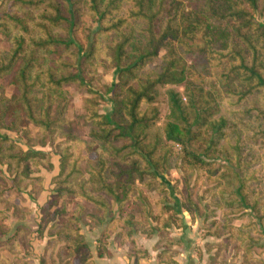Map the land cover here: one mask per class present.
<instances>
[{
    "label": "trees",
    "instance_id": "trees-1",
    "mask_svg": "<svg viewBox=\"0 0 264 264\" xmlns=\"http://www.w3.org/2000/svg\"><path fill=\"white\" fill-rule=\"evenodd\" d=\"M263 15L264 0H0V34L9 44L0 53V77L13 72L16 87L11 97L0 92V129L20 132L25 139L22 148L0 134V164L12 176L15 194L31 193L37 180L32 173L54 169L51 154L35 146L54 145L58 171L51 179L53 197L42 208L41 221L51 223L50 242L61 244L57 253L66 252L63 264H95L78 228L81 203L71 215L61 205L50 220L46 217L63 196L101 211L97 225L106 228L96 244L98 257L105 253L101 240L109 237L105 231H114L113 225L119 224L118 242H127L134 232L158 233V246L166 245L159 263L177 264L170 248L181 239L168 238L166 230H185L179 215L199 211L188 190L189 175L192 169L212 166L214 133L225 121L209 118L219 112L222 101L240 126L234 129V145H228L232 154L225 157L237 184L235 193L243 207L259 212L257 198L249 202L245 190L252 175L247 169L260 160L247 155L239 130L250 133L249 141L264 144V24L258 19ZM84 18L94 26L85 27ZM175 43L201 55L208 72L218 74L216 81H207L209 90L188 81ZM162 49L166 55L160 70H145ZM97 66L114 69L117 81L110 86L99 82ZM178 85L185 87L187 105L178 92L167 90V120L162 132L152 134L159 119V88ZM70 86L88 96L83 121L98 145L89 152L66 117ZM106 96L112 108L101 113L99 101ZM30 126L37 130L35 137L30 136ZM173 145L181 151L174 164ZM172 165L185 172L182 184L188 193L182 198L177 196L181 190L165 178ZM143 189L155 191L158 199L156 214L149 212L141 222L126 209L140 202L145 214ZM0 199L13 204V214L23 211L1 190ZM148 216L156 223H149ZM28 232L23 224L16 225L7 242L14 247L27 244ZM130 245L136 256H146L133 242Z\"/></svg>",
    "mask_w": 264,
    "mask_h": 264
},
{
    "label": "rangeland",
    "instance_id": "rangeland-1",
    "mask_svg": "<svg viewBox=\"0 0 264 264\" xmlns=\"http://www.w3.org/2000/svg\"><path fill=\"white\" fill-rule=\"evenodd\" d=\"M258 19L264 24V15ZM84 26L92 27L94 24L88 18H84ZM82 35L83 33L81 32L80 36L82 37ZM174 45L177 47L179 54L187 66L188 81L195 87H202L205 90H209L207 81H216L218 74L208 72V69L204 65V58L201 55L186 50L181 43H175ZM8 48L9 44L6 38L0 34V53L6 51ZM165 55L166 51L164 49L160 50L158 57L149 61L145 70H160ZM95 71L98 75L97 80L102 84L110 86L117 81L114 69L97 66L95 67ZM13 74L11 72L0 77V92L2 91L7 97H11L16 93ZM219 83L220 81H218ZM184 88V85L159 88V94L156 99V106L159 109V119L151 130L152 134L162 132L167 120L169 113L167 90L172 89L178 92L182 104L186 106L187 98L185 97ZM67 93L68 108L66 117L71 122L74 134L86 143L84 150L89 152V148H96L98 145L89 136L90 128L83 121L85 99L88 96L77 92L73 86L67 88ZM111 108L112 104L107 96L99 101V110L101 113H106ZM230 109L222 101L218 106L219 112L209 118V120L215 122L220 119L225 121L220 132L214 133L217 146L214 154L215 157L211 161L212 166L204 167L201 170L192 169L189 175L190 184L188 190H191L190 195L193 201L199 203V211H194L193 213L184 211L179 215V218H183L186 224L185 230L175 227H170L166 230L168 238L172 240L181 239V243L173 244L170 248L171 258L177 264L183 263L187 255L192 256L193 264H264V216L262 220L258 218V216L264 213V144L259 139H251L249 141L248 136L250 133L245 130L243 132L242 129L239 130L243 142L242 146L247 151V155L251 159L258 158L260 160L259 162L254 160L248 167L247 171L249 173L252 172V175L249 176L245 190L248 194L249 202L257 198L260 203L257 207L259 212L256 214L255 211L243 207L240 196L235 193L237 184H234V180L230 176L231 166L225 160L226 156L232 154L228 145H234L235 143L236 134L234 129L238 130L240 128L238 118L230 112ZM29 131L30 136L35 137L37 132L36 128L30 126ZM0 134L8 136L19 146L25 148V139L22 133L0 129ZM37 142V139H35L33 144ZM173 146L172 164L175 163L181 153L179 146ZM35 149L51 154L54 169L53 171H47L41 168L38 172L32 173V177L37 180L31 193L24 192L22 194H15L12 189V176L6 171V166L0 164V190L4 192V196L14 198L23 210L21 212L15 210V215L13 214V204L11 202L6 204L2 200L3 198L0 199V264H22L27 262L31 264H41L42 262L44 264H63L64 262L66 252L63 251L60 255L57 253L58 247L61 244L58 245L50 242L53 240L48 230L51 223L41 221L43 216L42 208L53 197L52 189L54 186L51 183V179L57 174L59 157L56 154L54 145H46L44 147L36 145ZM96 150L98 151V148ZM82 165H84V161ZM184 174V171H179L175 168V165H172L170 172L165 175L166 180L171 185L181 190V193L177 194L178 198H182L188 193V190L183 188L182 184ZM143 193L148 202V206L145 208V214L139 209L140 202L137 204H129L126 209L127 214L132 215L135 220L141 222L149 212L156 214L157 207L154 205V201L158 199V194L155 191H146L143 189ZM77 203H81L83 206V213L80 222H78L79 232L83 235L89 248L94 249L97 255L96 244L106 228V225H97L102 215L99 209L79 199L63 196L57 199L56 207L47 210L48 215L46 217L50 220L53 216L54 209L61 207V205L65 207L68 215H71ZM147 220L152 225L156 223L149 216ZM20 224H23L29 229L28 234H25L27 244H19L14 247L10 242H7V238L14 233L16 225ZM99 226L104 227L101 232L86 235L88 230ZM113 226L115 227L114 231H105L109 237L101 239L105 244V253L102 256L109 255L106 246L108 239L113 237L117 244L127 247L128 254L133 259L134 264L141 258H148V251L155 253V260L158 264H164L159 263L158 255L165 249L166 245L163 243L165 246H158V233L145 236L139 232H134L133 235L128 236L127 242L120 243L115 239V236L121 227L119 224ZM111 229L113 228L111 227ZM183 234L185 235L183 236ZM141 236L152 239L153 243L148 248L149 250L142 249L137 245L135 239ZM93 240L95 241L94 244ZM185 240H191V243L186 244ZM131 242H133L136 251H145L147 253L146 256H136L130 245ZM185 246L188 252L183 253ZM155 247H158V249ZM92 249H90L91 252Z\"/></svg>",
    "mask_w": 264,
    "mask_h": 264
},
{
    "label": "crops",
    "instance_id": "crops-1",
    "mask_svg": "<svg viewBox=\"0 0 264 264\" xmlns=\"http://www.w3.org/2000/svg\"><path fill=\"white\" fill-rule=\"evenodd\" d=\"M104 229V227L99 226V227H95L92 228V230H88L87 234H96L97 232H101ZM185 234H183L184 236ZM184 239V238H183ZM137 245L140 248H144L149 250L148 248L152 245V239L151 238H147V237H139L138 239H135ZM191 240H185L186 244H190ZM95 243V241L93 240V244ZM94 248V246H92ZM107 250L109 252L108 256H102V257H98L96 255V252L94 249H92V253H93V260L95 264H134L133 263V259L129 256L128 254V249L127 247L123 246V245H119L114 241V238H110L108 239V243H107ZM189 250V249H188ZM187 251V247L185 246V248L183 249V253H186ZM188 252V251H187ZM149 253V257L148 258H141L138 260V262L136 264H158L155 260V253L148 251ZM189 257V258H188ZM192 256L187 255L186 256V260H184L183 263H179V264H193V258H191ZM188 262V263H187Z\"/></svg>",
    "mask_w": 264,
    "mask_h": 264
}]
</instances>
